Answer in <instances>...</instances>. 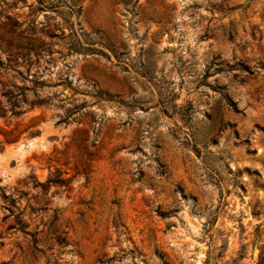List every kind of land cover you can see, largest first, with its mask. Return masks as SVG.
I'll return each mask as SVG.
<instances>
[{
  "label": "rangeland",
  "instance_id": "obj_1",
  "mask_svg": "<svg viewBox=\"0 0 264 264\" xmlns=\"http://www.w3.org/2000/svg\"><path fill=\"white\" fill-rule=\"evenodd\" d=\"M0 264H264V0H0Z\"/></svg>",
  "mask_w": 264,
  "mask_h": 264
}]
</instances>
